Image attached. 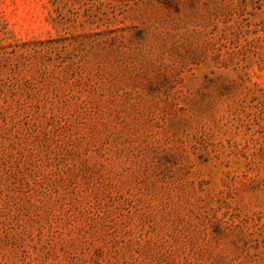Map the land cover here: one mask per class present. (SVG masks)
Returning a JSON list of instances; mask_svg holds the SVG:
<instances>
[{"label": "rangeland", "instance_id": "rangeland-1", "mask_svg": "<svg viewBox=\"0 0 264 264\" xmlns=\"http://www.w3.org/2000/svg\"><path fill=\"white\" fill-rule=\"evenodd\" d=\"M0 264H264V0H0Z\"/></svg>", "mask_w": 264, "mask_h": 264}]
</instances>
